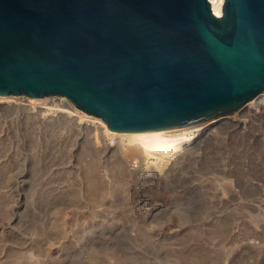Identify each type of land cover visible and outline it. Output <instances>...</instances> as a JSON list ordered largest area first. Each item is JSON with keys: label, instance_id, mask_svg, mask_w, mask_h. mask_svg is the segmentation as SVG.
I'll use <instances>...</instances> for the list:
<instances>
[{"label": "rangeland", "instance_id": "1", "mask_svg": "<svg viewBox=\"0 0 264 264\" xmlns=\"http://www.w3.org/2000/svg\"><path fill=\"white\" fill-rule=\"evenodd\" d=\"M8 97L10 107L0 105V264H264V92L257 110L221 117L167 177L148 175L126 145L103 159L107 134L95 151L78 119L45 121L32 108L71 102L65 96Z\"/></svg>", "mask_w": 264, "mask_h": 264}, {"label": "water", "instance_id": "2", "mask_svg": "<svg viewBox=\"0 0 264 264\" xmlns=\"http://www.w3.org/2000/svg\"><path fill=\"white\" fill-rule=\"evenodd\" d=\"M264 92V0H0V96H65L113 132L231 115Z\"/></svg>", "mask_w": 264, "mask_h": 264}, {"label": "bare ground", "instance_id": "3", "mask_svg": "<svg viewBox=\"0 0 264 264\" xmlns=\"http://www.w3.org/2000/svg\"><path fill=\"white\" fill-rule=\"evenodd\" d=\"M210 2H211V7H212V10L214 11V13L219 15L220 11H221V5H222L223 0H210ZM8 96H10V95H8ZM8 96H0V105H2L3 107H5V106L10 107V97H8ZM257 99H258V97H255V98H253V100H250L246 104V107H245L246 113L255 111L254 110L255 107H256L255 108L256 110H257V108H259L260 102L257 101ZM30 100L32 101V99H30ZM55 100H51V99L49 101L48 100L47 101L40 100V102H37L36 105L33 104L32 108H34V110L37 112L36 114H41L45 121H50V120L55 121L56 120V121L60 122V121L64 120V121L69 122V121H73L75 119H78L80 121V123L82 124V126L85 129L87 128V130L90 131L89 133L92 132L91 136L93 139V145L95 147V151H98V149L100 148V145H104V143L101 144L102 140L100 141L99 138H101L102 134H104V133L107 134L112 139V140H110L112 142H110L111 143L110 145L107 144V145H105V147H102V150H103V151H101L102 157L103 156L108 157L110 155V154L108 155L109 152L116 151V153H117L118 151H120L119 150L120 145L121 146L126 145V146H124V148H122L124 155L128 156L129 159H132L134 163H136V162L137 163H141V162L145 163L146 168L148 170V175H153L154 173H158V174H164L167 177V176H170L171 174H173L174 171L176 170V168H178V166L184 162L185 155L195 154V151L198 149L197 144H199L198 141L200 140V138H202L205 134H207L209 132H213L218 128L220 129L221 125L223 124L222 118L217 117V118L211 119L207 122H203L200 124L171 128V129L141 131V132H127V133L113 132L107 128L105 122L102 121V119H100L96 116L87 115V114L77 110V108H74L72 103L69 101H65L62 99H55ZM41 121H42V118H41ZM49 125H51V124L49 123ZM80 129H81V127H80ZM87 130H85V131H87ZM83 131H84V129H83ZM125 142H126V144H125ZM88 148H90V147H88ZM84 149H86V148H84ZM84 149L79 150V152L80 151L82 152V150H84ZM86 151H88V149ZM89 151H90V156H92L91 153H93V151L92 150H89ZM79 152L76 151L77 154H80ZM99 152H97V155ZM86 153H89V152H86ZM86 153H84V154H86ZM93 155H96V154L94 153ZM117 155H119V156H115L117 159H114V161H115V163L118 162L117 164H121V163H119V162H121V158H122L121 152H120V154H117ZM87 156L88 155H86L85 157H87ZM98 156H97V158H98ZM92 157H91L92 160L88 157L91 160V163L93 161ZM102 157H100V158H102ZM104 157H103V159H104ZM74 158H76V157H74ZM77 159H78V157H77ZM95 159H96V157H95ZM87 160L88 159H86V163H87ZM88 163H89V161H88ZM88 163L86 164L85 167H87V165L90 164V163L89 164ZM93 163H92V165L90 164L88 166L89 170L86 168L87 169L86 171L93 173V178H90V179H93L95 181H92V180L90 181L89 179L85 178V176H84V178L87 179L88 183H90V184H88L89 185L88 188H90V191L93 193V195L95 194V197H97L99 195L98 192H102V187H101V183L98 182L99 179L96 181V179H97L95 176L96 169H95V163L94 164ZM90 170H92L94 172H92ZM90 173L88 175H90ZM121 174H122V172H121ZM88 175H86V176H88ZM112 175L113 174H111V176ZM123 175L124 174H122L120 176V180L122 182V183L120 182L121 184L125 183L124 177H122ZM115 176H116V174H115ZM112 183H114V182H112ZM90 198H92V197H90ZM238 218L246 225L250 223L249 220L243 218V216L241 218L240 217H238Z\"/></svg>", "mask_w": 264, "mask_h": 264}]
</instances>
